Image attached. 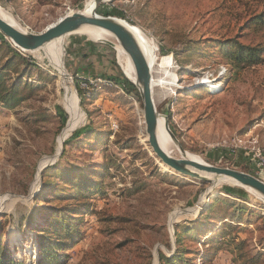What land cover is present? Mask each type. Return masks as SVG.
Masks as SVG:
<instances>
[{
    "label": "rangeland",
    "instance_id": "obj_1",
    "mask_svg": "<svg viewBox=\"0 0 264 264\" xmlns=\"http://www.w3.org/2000/svg\"><path fill=\"white\" fill-rule=\"evenodd\" d=\"M93 1L0 0V9L26 33L38 34ZM261 2L102 0L96 13L122 19L148 39L154 54V103L185 154L264 182V62L232 76L231 67L215 47L209 49L211 56L195 58L189 64L176 63L173 57L189 41L239 33V16L264 10ZM248 5L252 7L247 10ZM240 34L243 44L264 45L263 33L247 30ZM51 44L46 56L36 51L24 53L12 46L38 67L36 70L32 65L24 78L34 90L12 110L0 103V240L16 264H38L37 233L28 225L32 214L64 204L51 196L35 200L42 189L43 173L53 168L47 173L53 176L72 164L106 162L104 153L114 163L108 160L110 167L101 180L103 194L94 195L88 212L76 215L82 220V237L63 256L62 264H160V254L171 258L183 246L188 251L173 264H184L187 258L192 264H201L200 255L207 245L189 240L177 246L175 234L178 228L198 220L212 200L215 208L209 217L210 230L220 228L225 233L221 239L233 237L245 242L243 259L237 264H251L253 256L258 259L253 264H264V201L226 179L199 181L163 168L147 143L141 100L109 80L119 79L120 74L125 77L117 42H94L71 34ZM8 56L0 52V68ZM16 68L25 69L21 64ZM9 71L7 78L14 75ZM76 85L88 96L82 107L78 106ZM213 87L216 89L211 90ZM69 89L76 97L78 120L58 145L69 124L63 104ZM182 93L189 95L180 99ZM58 107L66 114L65 123ZM83 128L109 135L103 136L101 145L93 150V146L72 143L62 156L63 143ZM94 139L95 135H83L81 142ZM171 156L182 158L175 145ZM134 181L145 183L142 191L124 196L123 191ZM224 200L240 202L247 211L233 221ZM217 216L221 220L211 219ZM227 222L236 229L229 230ZM197 235L202 240L206 232ZM233 256L229 250L220 251L211 264H236Z\"/></svg>",
    "mask_w": 264,
    "mask_h": 264
},
{
    "label": "trees",
    "instance_id": "obj_2",
    "mask_svg": "<svg viewBox=\"0 0 264 264\" xmlns=\"http://www.w3.org/2000/svg\"><path fill=\"white\" fill-rule=\"evenodd\" d=\"M261 4L262 7H264V0H262ZM251 7L252 6L248 5L247 10ZM111 15L120 16L113 13H111ZM238 22L239 33L252 30L256 33L264 34V10L259 12L255 10L244 16H239ZM239 33H236L233 36H224L222 39L204 38L199 42L189 41L180 50L175 51L173 57L176 60V63L189 64L195 58L201 59L211 56L212 53L209 52V49L215 47L219 49L223 59H225L227 64L231 67L232 76H236L245 68L249 69L254 66L262 65L264 62V45L259 46L258 44L256 46H250L243 44L241 42V34L239 35ZM1 51L8 53L9 56L0 68V103L4 108L12 110L17 104L25 101L34 90V86L27 84V82L24 81V78L27 77L28 69H30L32 65L36 70H38V67H36L35 64L31 65L28 63L26 59L9 44L8 40L0 34V52ZM19 64H21L22 67L24 66L25 69L20 70L19 68H16ZM9 70L14 71V75L7 78L8 73L10 72ZM185 73L189 74L187 71ZM14 76H16V78H14ZM119 79L109 78L114 84L121 86L126 93L140 100L139 94L134 85L125 77L121 76V74ZM24 86L25 88L23 91ZM76 87L77 95L80 99L79 105L82 107L88 96L79 88V86L76 85ZM188 95V93H182L180 99H186ZM194 97H196V95ZM58 110L62 122L65 123L66 114L60 107H58ZM83 135H95V139L92 142H81V137ZM108 135L109 132H97L93 128H83L82 130H78L63 143V152L61 155L63 156L65 154L66 147L72 143H81V145H87L89 147L93 146L90 148L93 150L101 145V138L103 136L107 137ZM101 153H103V151L99 152V154ZM102 158H108L112 164L114 163L113 159L110 160V157L105 156V153ZM81 160L83 161V159ZM108 160H106V162H91L84 166L82 165V162L72 164L64 170L55 172L53 176H47V173L49 174L53 168H49L43 173L42 189L36 196L35 200L37 201L39 198L45 199L46 197L51 196L52 199L54 197L55 199L63 200L64 204L58 209L53 208V206H50V208L46 207L47 209L44 211L40 210L38 212L39 214L36 213L37 215L32 214L30 218L28 225L29 227H33L37 233L36 258H38V264H62L63 256H65L67 251L70 250L79 239H81L82 232L79 229V225L82 223V220L76 215L88 212L91 209L92 204L90 201L94 199V195L103 194L101 180L105 173H107V169L110 167ZM48 177L60 179L61 182L58 184L56 181L50 180ZM144 185L145 183L134 181L130 188L123 191V195L129 197L135 196L142 191ZM212 201L201 211L198 220L191 223L189 226L181 227L176 230L175 243L177 246H183V244H187V241L191 240L194 241L196 245L200 243L203 246L207 245L206 252L202 251L200 255L201 264H211V261L217 257L218 253L225 250H229L234 255L233 262L237 264L239 260L242 261L243 259L244 254L242 252L245 242L236 241L233 237L228 240L221 239L225 233L220 231V228L216 231L210 230L212 222L209 217L213 211L212 209L215 208ZM224 202L226 208H229L227 213L233 221L239 220V213L247 211V208H245L246 206H243L244 204L242 205L240 202H230L229 200H224ZM219 217L221 216L212 217L211 219L221 220L222 217ZM104 221L107 222L109 220ZM225 225L231 231L236 229V226L233 223L230 224L227 222ZM220 227H222V225H220ZM201 228L203 229L201 230ZM201 231L202 233L204 231L206 232V235L202 240L197 237V234L201 233ZM211 231L212 233H210ZM58 251L61 252V255ZM186 251H188L187 247L183 246V248L176 249V253L171 258L160 254V264H173L174 262H178L180 257H183L182 255L183 253H186ZM249 261L253 264L257 262L258 259L253 256ZM0 264H16L11 253L8 250L4 251L1 245V240ZM20 264L25 263L22 262ZM184 264H192L191 258H187Z\"/></svg>",
    "mask_w": 264,
    "mask_h": 264
},
{
    "label": "water",
    "instance_id": "obj_3",
    "mask_svg": "<svg viewBox=\"0 0 264 264\" xmlns=\"http://www.w3.org/2000/svg\"><path fill=\"white\" fill-rule=\"evenodd\" d=\"M101 1L96 0L94 2V7L90 15H85L81 11L71 13L38 34L20 33L0 19V34L21 52L32 53L40 50L50 42L74 34L84 27L107 31L115 38L118 46L124 51L132 63L135 73V83H131L137 88L141 100V113L147 143L158 162L167 169L194 180L206 181L212 176L232 179L241 186L257 193L259 198L264 201V182L256 177L228 168L198 164L184 157L186 154L170 131L167 119L161 116L156 109L152 94V73L144 51L140 47L133 32L125 25L124 20L112 16L98 15L96 13L97 6ZM128 81L130 82V80ZM159 118L163 120L164 129L170 140L174 143L181 156H183L181 159L170 157L160 149L156 138Z\"/></svg>",
    "mask_w": 264,
    "mask_h": 264
},
{
    "label": "bare ground",
    "instance_id": "obj_4",
    "mask_svg": "<svg viewBox=\"0 0 264 264\" xmlns=\"http://www.w3.org/2000/svg\"><path fill=\"white\" fill-rule=\"evenodd\" d=\"M93 7H94V1L92 3H90V4H88L81 12H83V14H85V15H90L92 10H93ZM0 19L2 21H4L6 24H8L12 29H14V30H16V31H18L20 33H26V31L24 29H22L17 24V22L13 19V17L10 14H8L6 11H4L3 9H0ZM124 23L133 32V34L135 35L136 39L138 40V42L140 44V47L142 48V50L145 53L146 58L148 59L149 68H150L151 73H152V69H154L153 68L154 67L153 66L154 65V54H153V49L150 46L148 39L146 38V36L138 28H136V27H134V26H132V25L126 23V22H124ZM74 34L85 36V37L91 39L94 42L100 41V42L114 43L116 41L115 38L110 33H108L105 30L98 29V28L84 27L81 30L75 32ZM59 39H61V38H59ZM56 40H58V39H56ZM56 40H54V41H56ZM54 41H52V42H54ZM52 42H50L49 44L45 45L44 47H42L40 50H38L36 52H41L42 55L46 56L48 51H49V48L52 47V44H51ZM116 49H117V52H118V56L119 57L121 56V58H122V72H123V74L125 75L126 79L130 80V82H132V83H135V73H134V69H133V66H132V63H131L130 59L124 53V51L118 46V44L116 45ZM57 72H58V70H57ZM61 75H63V74H61ZM152 86H153V81H152ZM67 89H68V87H67ZM215 89L216 88L213 87L211 90H215ZM63 104H64L65 110L67 111V113L69 115V124H68V128L66 129V131L63 133L61 139L59 140L58 145H60L61 141L64 139V137L71 130H73L76 127V121L78 120V116H77V114L75 112L76 97H75V94H74V92L72 90H70V89L66 90L65 95H64V103ZM156 138H157V142H158V145H159L160 149L166 155L172 157L171 156V150H172V147H173L174 144L170 140L168 134L166 133V131L164 129L163 120L161 118L158 119L157 129H156ZM184 157L186 159H189V160H191L193 162H196L198 164H205L204 162H202L197 157H194V156H191V155H185ZM163 168L165 170H168L169 172H171L173 174H177V173L167 169L164 166H163ZM214 179H216V180L217 179H226L228 182H230V183H232V184H234V185H236L238 187H242V188L246 189L249 193H252V194H255L256 196H258V194L255 193L254 191L241 186L239 183L235 182L232 179L225 178V177H218V176L217 177L214 176ZM214 184H215V182H214Z\"/></svg>",
    "mask_w": 264,
    "mask_h": 264
}]
</instances>
